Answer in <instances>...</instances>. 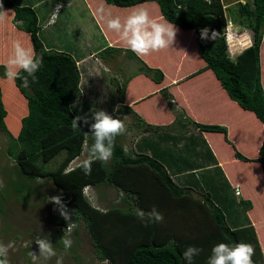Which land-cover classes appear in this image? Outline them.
Returning a JSON list of instances; mask_svg holds the SVG:
<instances>
[{
  "label": "trees",
  "instance_id": "16d2710c",
  "mask_svg": "<svg viewBox=\"0 0 264 264\" xmlns=\"http://www.w3.org/2000/svg\"><path fill=\"white\" fill-rule=\"evenodd\" d=\"M102 1L124 8L155 1L168 23L180 31L193 30L196 50L204 65L192 74L210 69L227 96L243 110L252 112L261 121L264 131V0H246L245 4L236 2V21L251 30L252 42L233 59L229 57L223 36L228 18L222 0H212L211 4L206 0ZM0 4V13L4 15L0 22L2 59L8 60L13 54L16 40L24 43L25 47L34 48L37 55H43V64L36 73L37 82L30 83L27 88L19 79L12 84L15 93L20 95L16 101V120L13 121L15 129L6 123L8 110L0 85V129L8 137L6 155L16 162L18 173L26 178L51 180L71 213L70 222H83L97 259L107 264H186L183 252L187 247L195 246L202 251L194 258L193 264H207L215 244L223 242L233 246L245 242L255 248L254 264H264V241L256 232L259 222L264 221V137L255 154L248 155L227 137L225 126L195 121L184 110L174 107L172 124H149L125 103L126 85L128 79L138 73L161 82L163 72L148 66L128 49L105 46L98 52L104 58L123 52L127 58L136 59L137 69L127 78L118 80L110 77L109 81L118 92L121 107L129 109L135 117L138 132L149 130L150 134L142 141L138 140L129 151H125L120 143L121 136H118L113 158L107 164L95 162L91 174L85 175L78 167L79 163L70 165L83 149L88 154L86 145L90 147L93 143L90 130L93 120H89L88 125L80 122V129L75 131L72 128V120L78 115L73 104L81 96L76 60L63 48L48 47L49 51H43L44 45L54 44L56 26H51L54 32L52 28L42 29L33 6L13 0H0ZM203 28L209 29V36L213 30L216 31L217 39L202 40L200 30ZM22 34L26 36V42H23ZM4 65L0 61L1 81L7 80ZM112 116L116 118L115 112ZM188 125L200 131H218L227 144L224 151L226 159H221L216 148L205 141L201 142L200 151L193 149L196 145H188L195 162L184 163L187 168L209 163H213L215 168L211 170L210 179L195 178L191 185L185 186L173 180L163 158H168L166 163L169 166V159L177 146L164 143L176 141L178 133L182 134V129ZM172 127L177 128L173 129L174 135H170L168 130ZM162 144L165 146L160 147ZM141 147L151 149V153L141 152ZM157 151L164 153L161 158ZM57 155L60 157L58 164L48 167L47 163ZM73 168L75 171H71ZM101 184L113 187L120 197L118 202L103 209L94 207L82 195L86 186ZM230 184L234 189L239 188L237 201ZM250 184L256 191L252 196L243 191V187L248 188ZM238 206L244 212L241 217L237 215L240 211H237ZM153 208L163 214L162 222L146 224L136 215L137 209L147 213ZM51 224L58 229L67 226V221L57 210L51 216Z\"/></svg>",
  "mask_w": 264,
  "mask_h": 264
},
{
  "label": "crops",
  "instance_id": "0c3cea01",
  "mask_svg": "<svg viewBox=\"0 0 264 264\" xmlns=\"http://www.w3.org/2000/svg\"><path fill=\"white\" fill-rule=\"evenodd\" d=\"M13 1L33 6L37 11L42 29L45 28V25H48V27L45 28L47 30H50L52 28L51 26H57L60 22L59 15L67 6L74 8L77 16H79L80 19L84 18L88 23L87 36L85 37V34L82 32L81 40L79 41L78 37L75 42L76 44H73L72 41H64L61 46L54 47L55 45L51 44L49 46L47 45V47H54L56 49L63 48L69 51L75 58L80 73L79 89L81 96L80 99L73 104V109L78 115H88L90 117L89 120H92L90 109H103L107 113H112L117 107H121L118 102V92L115 86L112 84L113 86L106 89L107 92L104 93L103 89H105L107 85L103 87L99 85L100 83H105L111 76V73H114L112 77L121 80L122 73L125 71L123 69V64H114L113 59L119 55L124 57L125 55L122 52L115 57L104 58L98 53L99 50L110 45L127 49L119 40L117 34L107 29L105 20L97 15V9L103 5L104 8L111 13L112 17L119 16L121 21L134 10L147 9L150 16L153 18L162 22H167L162 17L159 6L155 1H147L125 8L108 5L102 0H75L76 3L74 4L72 3L74 0ZM57 5H60L58 11ZM53 14L55 19H49ZM48 19L49 21L47 22ZM79 26H81V22ZM82 26L84 27L85 25ZM54 27L52 28L53 32ZM21 38L23 42H26V36L22 34ZM140 59L148 66L158 68L163 72V79L161 82H155L143 73H138L128 79L125 89V103L128 104L127 106L132 107V109L144 118L145 121L149 122V124H172L175 115L173 107L179 110L182 109L195 121L225 126L227 128V137L232 142L237 144L244 153L248 155L255 154L264 137L261 121L252 112L243 110L234 100L227 96L220 82L210 69H204L198 73L192 74L193 71L204 65L203 60L198 56L196 50L193 30H178L175 42L171 47L151 53ZM0 61L6 64L7 59L3 60L0 56ZM136 69L137 67L134 70ZM128 74L129 73L126 74L125 78H127ZM162 88L168 93L166 91L163 92ZM106 97L109 99V104L103 103V99ZM120 109L122 113H130L129 109L126 107H121ZM173 129L175 130L177 128L172 127L168 129L170 135H174ZM182 130V134L178 133V139L176 141L169 140V143H164L167 146H177L174 154H172L169 159L171 161L169 166L167 165L168 162L166 163L168 158H163L164 164L169 170L170 175L177 184L185 186L191 185V182L195 178L200 180L201 177L206 179L209 177L210 179V175H212L211 170L215 168L213 163L196 165L190 168L186 167L187 164L184 163L190 161L195 162L193 154L189 152L187 146L196 145L193 149L200 151L202 146L200 144L202 141H205L207 144L216 148L221 159H226L224 151H226L225 147L227 142L224 140L223 134L218 131H200L192 125H188ZM148 134H150L149 130L138 132L131 143V147L134 148L135 146L133 145L140 139L142 141ZM219 136H221V139L213 138ZM191 139H195L196 141ZM164 146L163 144L160 145V147ZM183 151H185V153ZM141 152L151 153V149L141 147ZM163 154L162 151H157L159 158H161ZM78 163L79 162H76L75 164ZM220 164L218 159V165L220 166ZM213 174L215 175L214 172ZM223 175L227 180V175L224 174V172ZM232 186L233 185L230 184L231 191L234 193V198L237 201L239 195L235 193L234 187ZM253 188L254 185L250 184L248 188L243 187V191L252 196L255 195L254 192H256L252 190ZM238 209H240V211L237 212V215L241 217L244 212L239 206L237 207V211ZM245 215L252 223L250 216L246 212ZM259 223L261 224L259 228L256 227V232L258 238L264 241V221H260ZM255 225L257 226V223ZM262 251L264 253V243L262 244Z\"/></svg>",
  "mask_w": 264,
  "mask_h": 264
},
{
  "label": "rangeland",
  "instance_id": "374dc122",
  "mask_svg": "<svg viewBox=\"0 0 264 264\" xmlns=\"http://www.w3.org/2000/svg\"><path fill=\"white\" fill-rule=\"evenodd\" d=\"M237 1L240 0H222L223 4L226 5V18L230 19L232 25L238 30L246 31V35L251 37L250 39L252 42L251 30L240 26L236 21L235 10ZM72 3L74 4L76 1L74 0ZM50 17L53 20L55 19L54 14ZM59 20L60 22L56 26L55 31L56 37L53 38L54 47L61 46L64 41H72L73 44H76L75 42L78 37L79 41L81 40L82 32L85 34V37L87 36L88 23L84 18L80 19V17L77 16L74 8L67 6L59 15ZM80 22L81 26H79ZM82 25L85 26L83 27ZM113 60L114 64H123V69L125 70L124 73H122L123 80L127 73H131V71L137 67L136 59H130L126 56L119 55ZM113 74L114 73H111L110 77H112ZM110 77L109 79L107 78L108 80L105 83H100L99 85L102 87L107 85V87L103 89L104 93L107 92L106 89L113 86L109 81ZM12 84L13 81H9L8 79L0 80L5 106L8 110L6 123L11 129H15L16 126L13 121L16 120V117H14L17 107L16 101L19 99L20 95L15 93L13 90L14 85ZM108 101L109 99L107 97L103 99V103L105 104H109ZM119 109L120 108H116L114 111L115 117L122 119L127 127L126 134L121 135L119 139L120 143L129 151L131 143L138 133L137 122L131 113H122ZM114 112L108 114L112 116ZM213 138L221 139V136ZM7 141L8 137L0 129V206L2 203V210L0 209V243L5 245L11 243L13 245V247L9 249V264H34L29 255L31 251L35 252L37 255L39 254L38 245H36L34 239L37 236H43L49 233L51 234L49 236L50 242L53 244L57 256L49 260L38 258L35 264H56L58 258L61 259L62 264H107L106 261H101L95 256L90 238L83 227L82 221H80L78 227L71 233L70 238L73 240V244L71 249L65 253L62 237L67 236L68 233L67 230H63V227L56 229V227L51 224V216L58 210V206L48 200V197L59 195L58 190L48 178H26V176L21 175L22 173H18L16 162L6 155L5 147ZM86 157V150L83 149L82 154L74 159L70 165L73 166L76 162H80ZM59 160L60 157L57 155L47 163V166L53 168L58 164ZM89 188L92 190L93 198L91 201L87 199L96 207L103 209L115 204L120 199L116 190L111 186L101 184ZM25 244H27L28 247H25Z\"/></svg>",
  "mask_w": 264,
  "mask_h": 264
},
{
  "label": "clouds",
  "instance_id": "9594fccd",
  "mask_svg": "<svg viewBox=\"0 0 264 264\" xmlns=\"http://www.w3.org/2000/svg\"><path fill=\"white\" fill-rule=\"evenodd\" d=\"M206 2L211 4L212 0H206ZM240 3L245 4L246 0H240ZM0 7H2V4H0ZM59 7L60 5H57V11ZM97 15L105 20L107 29L116 33L126 48L140 58L171 47L175 42L178 31L172 23L162 22L150 16L147 9L134 10L121 21L119 16L112 17L111 13L101 5L97 9ZM3 20L4 15L0 13V22ZM44 27L47 28L48 25ZM217 35L218 33L213 30L211 36H209L208 28L200 30V38L202 40H216ZM43 51H49L46 45L43 46ZM42 64V54L37 55L34 48L25 47L20 40H16L13 43V54L4 65L5 76L9 81L21 80L22 86L27 88L30 86V83L37 82L38 78L36 73ZM29 78H31V81ZM90 111L92 113L91 119L94 121L90 124L93 143L90 147L86 145L87 157L78 164V167L85 175L91 174L92 165L95 162L99 161L107 164L113 158L116 138L127 132V127L122 119L114 118L103 109H90ZM89 119L90 117L88 115H77L72 120L73 130L80 129V122L88 125ZM71 171H75V169L73 168ZM82 195L90 201L93 198L92 190L89 187L83 189ZM121 197H123V193H121ZM48 200L58 206L61 217L67 221V226L63 227V230H67L68 235L62 237V244L65 253H67L73 244V240L70 238L71 233L78 227V224L70 222L72 221L71 213L61 196H51L48 197ZM93 206L95 207V205ZM136 215L146 224L160 223L164 219L163 214L155 208L147 213L144 210L137 209ZM50 235L49 233L47 235L37 236L34 239L39 249L38 255L33 251L29 252L34 264L38 258L49 260L57 256L56 250L50 242ZM12 247L13 245L11 243L7 245L0 243V264H9L8 254L9 249ZM25 247H28V245L25 244ZM201 251L202 249L199 247H187L183 252V258L186 264H193L194 258L200 255ZM254 255L255 248L250 243L239 242L230 246L229 244L220 242L211 248V255L208 257L207 264H254L252 259ZM56 264H62L60 258L57 259Z\"/></svg>",
  "mask_w": 264,
  "mask_h": 264
},
{
  "label": "built area",
  "instance_id": "2783aa9c",
  "mask_svg": "<svg viewBox=\"0 0 264 264\" xmlns=\"http://www.w3.org/2000/svg\"><path fill=\"white\" fill-rule=\"evenodd\" d=\"M231 31V32H230ZM230 33H233V35H235V33L239 32V30L237 28H235L232 23H231V20L230 19H227L226 21V24L224 26V32H223V36L226 40V46H227V52L229 54V57L231 59L235 58L236 55L241 52L242 49H239V48H236L235 46L231 45V43H228L227 41V36L228 34ZM236 39V36H234L233 40ZM235 193L236 194H239V190L237 187H235Z\"/></svg>",
  "mask_w": 264,
  "mask_h": 264
},
{
  "label": "bare ground",
  "instance_id": "6f19581e",
  "mask_svg": "<svg viewBox=\"0 0 264 264\" xmlns=\"http://www.w3.org/2000/svg\"><path fill=\"white\" fill-rule=\"evenodd\" d=\"M230 32L227 36V41L228 43H231V45L235 46L236 48L243 49L250 44L251 37H249V35H246V31L239 29V32L235 33V35ZM234 36H236L235 40H233Z\"/></svg>",
  "mask_w": 264,
  "mask_h": 264
}]
</instances>
